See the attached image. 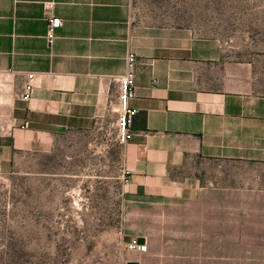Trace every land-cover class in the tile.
I'll list each match as a JSON object with an SVG mask.
<instances>
[{
  "label": "crops",
  "instance_id": "obj_1",
  "mask_svg": "<svg viewBox=\"0 0 264 264\" xmlns=\"http://www.w3.org/2000/svg\"><path fill=\"white\" fill-rule=\"evenodd\" d=\"M45 1L0 0V128L14 123L0 130V173H26L33 158L37 219L57 220L60 197L81 189H98L90 206L101 214L109 183L121 214L129 198L196 200L230 164L264 165V31L244 21L197 30L162 19L153 0H54L61 25L50 44ZM130 52L136 112L120 143L115 77ZM28 72L36 79L24 100ZM111 163L119 168L107 180ZM123 250L125 264H142L143 252Z\"/></svg>",
  "mask_w": 264,
  "mask_h": 264
},
{
  "label": "rangeland",
  "instance_id": "obj_2",
  "mask_svg": "<svg viewBox=\"0 0 264 264\" xmlns=\"http://www.w3.org/2000/svg\"><path fill=\"white\" fill-rule=\"evenodd\" d=\"M153 2L164 6L162 19L197 30L218 33L226 22L236 28L244 21L253 35L264 31V0ZM29 162L26 173H0V264H125L122 241L135 236L148 244L142 264H264V165L230 164L219 187L196 200L129 198L121 214L109 183L100 189L101 214L90 206L98 189H81L74 198L60 197L61 214L51 221L35 216V161ZM115 166L107 167V180ZM90 174L98 179L97 171ZM113 228L117 234L109 233Z\"/></svg>",
  "mask_w": 264,
  "mask_h": 264
},
{
  "label": "built area",
  "instance_id": "obj_3",
  "mask_svg": "<svg viewBox=\"0 0 264 264\" xmlns=\"http://www.w3.org/2000/svg\"><path fill=\"white\" fill-rule=\"evenodd\" d=\"M44 4L48 12L46 39L51 44L55 37V29L61 25V18L51 13L54 0H46ZM134 59V53L130 52L127 56V71L115 77L119 82L120 88L118 95L119 117L116 131V139L120 143H125L129 140L133 133L130 125L136 109L130 105V100L135 96L133 75ZM35 79L36 75L34 72H28L26 74L25 82L20 93L22 99L29 100L31 98L35 86ZM12 127H14V123L11 120L10 122H7L3 128L1 127L0 130L8 132ZM122 248L138 252H146L148 250V244L144 236H135L128 241H122Z\"/></svg>",
  "mask_w": 264,
  "mask_h": 264
},
{
  "label": "water",
  "instance_id": "obj_4",
  "mask_svg": "<svg viewBox=\"0 0 264 264\" xmlns=\"http://www.w3.org/2000/svg\"><path fill=\"white\" fill-rule=\"evenodd\" d=\"M126 264H139V262L134 261V260H130V261H127Z\"/></svg>",
  "mask_w": 264,
  "mask_h": 264
}]
</instances>
